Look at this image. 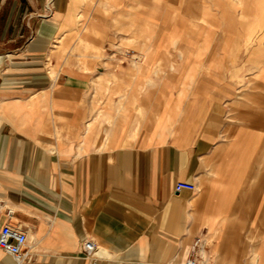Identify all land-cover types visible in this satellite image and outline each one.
<instances>
[{
	"label": "crops",
	"instance_id": "obj_1",
	"mask_svg": "<svg viewBox=\"0 0 264 264\" xmlns=\"http://www.w3.org/2000/svg\"><path fill=\"white\" fill-rule=\"evenodd\" d=\"M263 26L264 0H0V230L27 232L21 264H183L197 236L200 264H264Z\"/></svg>",
	"mask_w": 264,
	"mask_h": 264
},
{
	"label": "built area",
	"instance_id": "obj_2",
	"mask_svg": "<svg viewBox=\"0 0 264 264\" xmlns=\"http://www.w3.org/2000/svg\"><path fill=\"white\" fill-rule=\"evenodd\" d=\"M195 184L189 181L177 180L175 188L177 190L193 189ZM0 247L9 252L15 259V264H21L28 254V234L19 225L6 223L0 230ZM204 248V240L197 236L191 244L188 256L183 264H200V257ZM96 243L93 239L85 240L83 250L86 256L94 254Z\"/></svg>",
	"mask_w": 264,
	"mask_h": 264
},
{
	"label": "rangeland",
	"instance_id": "obj_3",
	"mask_svg": "<svg viewBox=\"0 0 264 264\" xmlns=\"http://www.w3.org/2000/svg\"><path fill=\"white\" fill-rule=\"evenodd\" d=\"M102 23V22H101ZM242 24H243V20H242V18H240V20L238 21V26L239 27H241L242 26ZM99 40V41H98ZM104 40V38L103 37H99V38H95V42L93 41V38L90 40L91 42H86V41H83V40H80V39H76L75 40V45H79L80 47H84V46H89V47H87V50L89 49V51H92V50H96V52L98 51L99 52V54L100 55H102L101 54V52H100V48H97V47H92L91 45L93 44V43H95V44H93V45H96V43H99V44H103V41ZM108 40V39H107ZM106 43H108V45L110 44H118L119 42L117 41V40H112V41H110V42H106ZM143 43H148V44H150L151 42H150V40H146V42L144 41ZM90 44V45H89ZM248 44V45H247ZM246 46H249V45H264V26L262 27V29L261 30H259V31H257L256 33H255V36H252L250 39H249V41L248 42H246V44H245ZM85 48V47H84ZM98 54V55H99ZM136 57H139V54H136ZM142 71H143V73L145 72V70L144 69H142ZM146 79H145V82H147V81H150L151 80V77L147 74L146 75ZM139 88H145V85H144V83L143 84H141L140 86H139ZM117 92L119 91V90H116ZM136 95H134V97H135ZM137 97V96H136ZM123 105H125V107L124 108H121V109H119V111L121 112H124L125 111V108H126V106H127V104H125L124 102H121ZM117 109H118V107H117ZM163 123H165V118L164 117H158L157 118V122H156V124H163ZM91 124H92V120L91 121H89V126H91ZM106 129V128H105Z\"/></svg>",
	"mask_w": 264,
	"mask_h": 264
},
{
	"label": "bare ground",
	"instance_id": "obj_4",
	"mask_svg": "<svg viewBox=\"0 0 264 264\" xmlns=\"http://www.w3.org/2000/svg\"><path fill=\"white\" fill-rule=\"evenodd\" d=\"M259 2V1H258ZM258 5V4H257ZM258 9V8H257ZM124 94H126V93H124ZM136 96L134 97V100H133V102H132V104H135V108H136V110L138 111V112H140L141 114H143L144 113V109H143V107L140 105V104H138V102L136 101ZM125 107V105H123L122 103H121V105H119L118 106V110L119 109H121V108H124ZM147 114V113H146ZM136 117V116H135ZM141 123V122H140ZM141 125V124H140ZM136 129V128H135ZM134 129V130H135ZM133 131V130H132ZM135 131H133V134H134V137H136L135 136V133H134ZM132 134V133H131ZM138 135V134H137Z\"/></svg>",
	"mask_w": 264,
	"mask_h": 264
}]
</instances>
